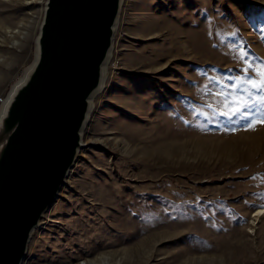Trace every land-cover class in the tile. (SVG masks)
I'll use <instances>...</instances> for the list:
<instances>
[{"label": "rangeland", "instance_id": "1", "mask_svg": "<svg viewBox=\"0 0 264 264\" xmlns=\"http://www.w3.org/2000/svg\"><path fill=\"white\" fill-rule=\"evenodd\" d=\"M46 1L0 0V97ZM244 68L260 81L264 0H123L84 146L23 264H264V124L233 123L264 119V92L236 85ZM240 100L261 110L221 114Z\"/></svg>", "mask_w": 264, "mask_h": 264}, {"label": "water", "instance_id": "2", "mask_svg": "<svg viewBox=\"0 0 264 264\" xmlns=\"http://www.w3.org/2000/svg\"><path fill=\"white\" fill-rule=\"evenodd\" d=\"M123 0H47L32 64L0 108V264L30 239L84 146Z\"/></svg>", "mask_w": 264, "mask_h": 264}, {"label": "snow or ice", "instance_id": "3", "mask_svg": "<svg viewBox=\"0 0 264 264\" xmlns=\"http://www.w3.org/2000/svg\"><path fill=\"white\" fill-rule=\"evenodd\" d=\"M241 59H243V56L241 57ZM240 71L244 73V78H240V77L235 78L236 85H240V84H245L246 83V84H250L252 89H256L258 91L264 92V69H257V73L260 76V81L259 82L247 75V73L249 71V68H244V69H241ZM217 83L219 84V81ZM243 91L247 92L248 89L245 88V89H243ZM258 99H259V101L264 102V96H260ZM243 107L247 108L249 115L252 114L253 111L259 112L261 110L259 107H257V104H256L255 101L240 100L239 106L233 107L231 109V112L225 111V112H223L221 114L226 116V117H229V119H231V116H235L237 113L240 112V109L243 108ZM241 121H247L246 128L249 129V130L250 129H254V127H255V125L257 123L264 124V119L250 120V119H248V116H246L244 114H241L240 120L233 121V123H240ZM225 130L227 131L229 129H225ZM230 131H235V128L230 129Z\"/></svg>", "mask_w": 264, "mask_h": 264}, {"label": "bare ground", "instance_id": "4", "mask_svg": "<svg viewBox=\"0 0 264 264\" xmlns=\"http://www.w3.org/2000/svg\"><path fill=\"white\" fill-rule=\"evenodd\" d=\"M106 68H107V65H106ZM262 215H264V209L263 208L262 209H258L257 212L254 214V217H256V219H259Z\"/></svg>", "mask_w": 264, "mask_h": 264}, {"label": "built area", "instance_id": "5", "mask_svg": "<svg viewBox=\"0 0 264 264\" xmlns=\"http://www.w3.org/2000/svg\"><path fill=\"white\" fill-rule=\"evenodd\" d=\"M6 97H0V108H1V105L3 104V102L5 101Z\"/></svg>", "mask_w": 264, "mask_h": 264}]
</instances>
